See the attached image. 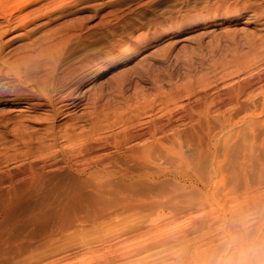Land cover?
<instances>
[{"label": "rangeland", "instance_id": "1", "mask_svg": "<svg viewBox=\"0 0 264 264\" xmlns=\"http://www.w3.org/2000/svg\"><path fill=\"white\" fill-rule=\"evenodd\" d=\"M12 1L3 3L4 7H0L2 8L0 29L11 27L7 34H2L0 38V45L5 44L2 53H7L8 60L27 45L29 48L32 42L36 44L32 46L37 48L47 39L55 42L64 38L67 32L71 34L73 31L74 34L82 33V41L66 48L68 49L65 51V53L68 51L64 58L66 63L85 56L90 58L106 50V47L109 48V43L115 40H122L123 46L130 43L129 58L116 61V64L106 67L102 73H94L89 80L77 88L74 94L81 96L85 106L70 108L66 113H59L60 115L57 114L52 119L45 118L50 116V107L47 105L27 108L23 106V102L20 105H12L0 98V116L22 112L18 119L24 121L23 125L26 123L27 125L21 128L25 127L24 131L27 129L26 131L34 132L33 137L36 140L44 138L47 142L50 140L43 135H47L49 130L53 128L62 132L66 127H70L72 122L76 131H79L78 129L89 131L88 128L91 127L89 118L94 108L92 98L100 92L101 99L96 103V111L99 115L96 124L102 134H110L118 128L112 122L117 112H125L137 107L144 103V100L149 102L156 94H168L173 89L181 88L185 82L187 84L198 79L201 75H208L211 83H216L218 86L232 82L237 77L229 75L221 78L220 64L228 62L234 55L247 53L248 40L264 37V17H254L247 9L236 15L201 16L211 0ZM20 14L25 16L21 17ZM9 15H12V20L10 25L6 26L5 18ZM185 15L191 16L192 24H188L183 29L163 33L161 38L136 44L135 39L138 35L147 34L145 29L152 31L160 23H167ZM82 27L87 29L84 30ZM134 37L136 38L133 40ZM156 56L159 57L155 58ZM143 65L145 68H141L144 69L141 71L139 67ZM213 67H217L218 70L212 71ZM139 70L140 73L137 74L136 71ZM143 72L147 75L142 74ZM119 75L126 76L125 79L129 82L123 92L125 96L119 95L114 87L116 83L114 81H117ZM0 80L2 82L9 79L0 76ZM181 98L183 99V96ZM38 101L44 102L43 99ZM126 104H129V107L123 110ZM149 109L143 108L138 111L142 110L140 112L144 117L154 116L156 108ZM8 128L0 126V134L2 132L1 135L5 136L0 135L1 140L2 138L6 141L12 140L10 131L12 128L8 132L5 131ZM181 130L180 154L182 153L183 159L192 162L197 185H188L187 182L179 181L171 174H162L175 170L173 160L159 164L147 163L144 166L126 161L118 155L110 164V169L116 171L122 167H129L136 175L129 179H121L116 174L99 177L98 181L95 179L96 182H104L102 185L105 189V193L96 195L97 197L82 191L89 182L93 183L91 180L84 183L79 176L66 168L57 176L51 177L47 184V194L38 195L29 206L20 211L19 226L32 228L36 232L37 237L33 241H38L34 243L36 247L45 243L42 249L38 246L39 249L36 250L35 247L37 260L35 264H206L209 256L220 248L221 238L225 234L244 237L258 245H264V125H257L252 130L242 128L239 129L240 131L214 129L209 135L208 145H203L202 148L196 144L194 131L193 133L185 126ZM249 139H252V144L248 143ZM1 145L0 143V148ZM56 145L59 148L70 146L62 139L61 141L59 139ZM232 145L233 147H230ZM57 146L54 150L58 149ZM212 157L214 160H211ZM214 165L220 167V172L217 174L213 172ZM143 170H145L144 176L137 174ZM205 181H209L210 185L208 184L209 187L204 190L200 185ZM79 190L81 192H73ZM25 219L29 220L25 221ZM43 228L48 230V236L51 237L50 239L47 236L49 239L47 243L42 236H38ZM253 264H264V247L253 257Z\"/></svg>", "mask_w": 264, "mask_h": 264}, {"label": "bare ground", "instance_id": "2", "mask_svg": "<svg viewBox=\"0 0 264 264\" xmlns=\"http://www.w3.org/2000/svg\"><path fill=\"white\" fill-rule=\"evenodd\" d=\"M9 1L10 0H0V7H4L5 4L3 3H7ZM16 2L17 1H14V3ZM23 4L25 3L23 2ZM244 9L249 10L251 12L250 15L254 17H264V0H211L208 2V5L204 11L199 12H202L200 14L201 16L207 15L208 17H215L219 14H240V12ZM186 13H188V11ZM24 16L25 14L23 16L21 15V17ZM29 16H31L30 13ZM11 17L12 15H9V17L7 16V18H5L6 26L10 25V20H12ZM23 20H26V18H23ZM190 21L191 16L185 15L179 19H175L167 23H160L159 25H156L155 22L156 27L154 30L152 29V31H148L145 29L144 31H147V34L144 31H141L142 33L144 32L145 35H138L137 38L134 37L133 40L136 38V44H143V42L145 43L148 40L159 38L163 33L170 31L172 32L177 29H183L191 23ZM203 21H205V19ZM95 27L98 28V26ZM10 29L9 27L0 29V38L2 34H5ZM86 29L87 28L84 30ZM74 33V31L73 33L71 32V34H68L67 32L64 38L59 36L61 39L56 40L55 42L51 39L48 41L47 39L43 45L39 44L37 48L32 46L35 44V42H32L29 48H27V45L24 48L25 50L21 48L23 50L19 53L18 51L16 54L13 53L14 57H12L11 60H8V56L6 55L7 53H2V47L5 44L3 46L0 45V76L9 79L0 82V98L2 97V101L4 100V102H10L12 105H20V103L23 102V106L27 108H34L38 105H47L50 107V116H48L49 114L47 115L49 111L46 109L48 111L46 112L48 117L45 118L50 117L54 119L59 113H66L70 108L74 109L77 106L85 104L82 102L81 96L74 93L77 88L89 80V78L94 73H102L105 71L106 67L111 66L113 63L121 60L122 58H129L128 56L131 54V49L129 48L130 43L123 46L122 40H115V42L112 40L113 42L109 43V48L106 47V50L94 55L97 57V59L91 55L92 57L90 58L85 56L66 63L64 61L65 54L68 52L67 51L65 53V51L68 50L66 48L73 44L77 45L82 41V33ZM227 35L228 34H226V36ZM117 36L118 35H116V37ZM247 38L248 37L246 36L245 39ZM39 40H41L40 37ZM126 41H129V39H126ZM126 41H124V43ZM36 42L39 43L38 41ZM247 42V53L243 55H234L231 60L224 64H220V67L218 66L219 70H221V78L229 75L237 77L232 82H228L227 84L223 83V85L220 84L221 86H218L216 83H211V81L208 79V75H201V77L199 76V78H196L194 81H190L187 84H185V82L183 85L181 84V88L173 89L168 94H156L155 98L149 102L142 100L144 103L137 107H133L130 110H126L129 107V104H126L123 108V110H126L125 112H117V114H115V118L112 122H114L118 128L113 132L111 131L112 133L109 132L110 134H102L99 130V126L96 124L97 120L99 119V115L96 111V103L101 99V92H98L99 94H96L94 98H92V104L94 108L92 107L93 113L89 118L91 124V127L88 128V130L90 129L89 131L84 132L80 131V129H78L79 131H76L77 129L75 124L72 122V125L70 127H66L62 132H58L53 128L49 130L47 135H43L50 140L48 142L44 138H41L43 140H36L33 137L34 132L32 133L31 131H26L27 129L24 131L23 129L25 127L21 128V126L27 125V123H24L25 125H23L24 121L18 119L21 117L22 112L14 115L7 113L0 116V126L4 128L12 126V129L10 128L11 130L9 128L7 130L5 129L7 132L9 130L11 131L12 140L8 139L9 141H6L3 140V138L2 140L0 139V143L2 144V148H0V264H35L37 260L34 251L36 248V250L39 249V245L36 247V244L34 243H37L38 241H33L37 235L32 228H24L19 226L20 211L22 212L25 207L29 206L33 199H35L38 195H46L48 192L47 184L49 180L51 177L57 176V174L64 168L79 176L81 181L84 183L87 180H91L93 183L89 182L87 185H85L82 191L87 192V194H92L93 196L95 195L94 197L105 193L104 186L102 185L104 182H100L101 184L96 182L98 181L97 179L99 177L112 176L116 174L121 179H129L135 174L129 167H122L116 171L110 169L109 166L117 158V155L123 157L126 161H133L144 166L147 165V163L159 164L161 162H165L166 160H168V162L169 160H173L172 163L175 166V170L170 172H162V174H171L179 181L187 182L188 185H197L193 175L194 168L191 164L192 162H190L189 159H183L184 157H181L182 153L180 154V135L182 133L181 129L184 126L188 127L190 131H194L196 133V144L199 146V148H202L203 145H208L207 142L209 141V135L214 129L219 131L235 129L238 131L242 128H248L252 130L257 125H264V37H259V39L253 38ZM76 54H78V52ZM158 57L159 56H156L155 58ZM141 68H145L144 65L139 67L140 70ZM213 68L214 70L212 71L218 70L217 67ZM94 69L99 70L98 72H94L96 71ZM140 70L139 72L136 71V73L139 74ZM141 71H144V69ZM145 73L146 72H143L142 74ZM125 78L126 76L119 75L117 81H114L116 82L114 87L118 90L119 95L124 94L123 92H125V86L127 83H129L128 79L126 80ZM129 78H131L130 75ZM140 94L141 92L139 95ZM182 96L183 99L181 98ZM38 99H43L44 102H40ZM143 108H156V113L153 114L154 116L151 115L152 117H144L140 112L143 110ZM138 109L142 110L138 111ZM23 118L25 119L26 117ZM10 123L13 124L8 126ZM219 133L221 134V132ZM247 133L248 132H246V134ZM59 139L60 141L61 139L64 140V142L66 141L70 146H62L59 148L56 145L58 144ZM248 143L252 144V139H249ZM55 146L58 147V149L56 148L57 150H54ZM230 147H233V145ZM220 154L222 155V153ZM211 160H214V158ZM211 160L210 163L212 164L213 162ZM120 164H122V162H120ZM193 165H195V162ZM213 172L216 174L219 173L220 167L214 165ZM144 173L145 170L137 174H143L142 176H144ZM208 184L210 185V182L205 181L201 183L200 188L205 190L207 189L206 187ZM73 192L78 193L81 191L79 190ZM81 207L83 206L81 205ZM61 215H63V213ZM28 220L25 219V221ZM22 223L24 224V222ZM35 229L37 230L36 226ZM48 233V230L43 228L42 232H40V235L38 236H42L44 242L47 243L49 240L48 237H50V235L48 236ZM44 244H42V246H44ZM42 246L40 245L39 247L42 249ZM44 255L45 254L43 253V256Z\"/></svg>", "mask_w": 264, "mask_h": 264}, {"label": "clouds", "instance_id": "3", "mask_svg": "<svg viewBox=\"0 0 264 264\" xmlns=\"http://www.w3.org/2000/svg\"><path fill=\"white\" fill-rule=\"evenodd\" d=\"M264 245H258L244 237L225 234L221 238V246L211 254L206 264H253V257Z\"/></svg>", "mask_w": 264, "mask_h": 264}]
</instances>
